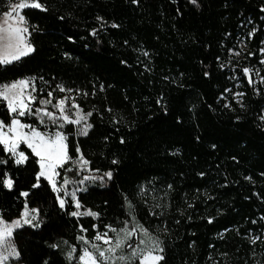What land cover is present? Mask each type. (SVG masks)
Returning a JSON list of instances; mask_svg holds the SVG:
<instances>
[{"label": "trees", "instance_id": "trees-1", "mask_svg": "<svg viewBox=\"0 0 264 264\" xmlns=\"http://www.w3.org/2000/svg\"><path fill=\"white\" fill-rule=\"evenodd\" d=\"M39 2L46 10L23 11L36 28L28 35L34 51L0 65V83L36 77L40 95L62 97L57 84L79 92L93 126L69 140V153L75 158L79 145L92 169L113 178L79 196L98 217L78 221L56 206L44 181L32 188L35 158L21 167L8 156L0 177L7 171L14 184L0 185V215L18 217L27 203L41 222L15 235L19 264H70L61 246L74 244L79 226L90 237L92 225L122 227L130 212L160 241L159 264H264V70L256 88L240 65L235 70L240 107L228 94L234 71L227 65L240 39L248 49L242 67L259 64L264 0H198L199 8L188 0Z\"/></svg>", "mask_w": 264, "mask_h": 264}, {"label": "snow or ice", "instance_id": "snow-or-ice-1", "mask_svg": "<svg viewBox=\"0 0 264 264\" xmlns=\"http://www.w3.org/2000/svg\"><path fill=\"white\" fill-rule=\"evenodd\" d=\"M130 2L137 4L138 0H130ZM188 3L199 8L198 0H188ZM7 7L9 10L3 13V24H0V65L12 64L34 51V47L27 36L30 35V27H32V30H36V28L28 24L23 10L26 8L46 10L39 0H19V2L9 3ZM261 11H264V8H261ZM97 20H102V18L97 17ZM112 27L116 28L118 25L113 23ZM91 34L96 35V30L93 29ZM71 39L72 37L69 36V40ZM232 51V49H229L230 53ZM261 52L264 53V49H261ZM143 55L148 56L149 53L145 51ZM249 55H252V53H249ZM124 62L121 61V63ZM261 63H264V60ZM241 71L245 77H248L251 84L250 69L244 67ZM205 75L207 76L208 73L206 72ZM35 79L36 77H24L0 83V103L6 107L7 116L11 118L10 120H0V146L3 147L6 154L5 159H0V164L7 165L9 162L8 156L16 165L24 164L29 157L19 148L21 144L26 146L31 150V154L36 157L35 163L38 165V171L33 169L35 179L32 182V188L38 189L42 187V180L47 181L52 193L56 194L55 198L59 207L64 209L66 204L64 197L69 195L66 186L70 183L75 182L84 185L86 181H102L105 177L111 180L113 176L111 171L104 172L103 176L84 175L83 173L88 171L90 162L84 158L80 146L76 145L75 158L69 153L68 133L64 130L65 126H78V135L87 136L88 130L93 126L89 123V117L93 113L83 111L81 106L72 98L54 96L53 91H48L46 97L40 95V90L33 83ZM40 79H43V77H40ZM56 88L61 93L72 91L60 84H57ZM237 95H243V93H237ZM70 99L72 102L69 105ZM36 103L39 106H35ZM49 106L51 110H49ZM225 107H228V105H225ZM26 116H34L38 121V125L23 122L21 118ZM261 119H264V116ZM121 143H124L123 139H121ZM118 163V160H112V164ZM58 170H63L64 178L62 182L57 180L61 176V171ZM95 171L98 172L99 169ZM69 174L82 177V179L73 181ZM13 184V178L10 177L7 171H4L2 177H0V185L5 189L13 190ZM62 189H64L63 196L60 195ZM80 190L77 189L76 191ZM20 195L27 197L29 192L21 191ZM71 199L77 211L69 213L70 215L97 217L98 214L91 210L79 211L82 206L77 200L75 191L71 193ZM129 207L131 206L129 205ZM25 209H28L27 203ZM30 213L26 210L21 213L20 219L11 222L0 218V264H12L14 260L19 261L20 253L12 237L14 230L21 227V220L25 224L39 227V223L36 222L38 209L31 208ZM129 215L131 219L125 220L121 228L105 225L104 227L108 231L97 232L91 241L79 237L87 246L80 250L79 264H116L117 261L121 264H128L130 260H138V264H159V261L163 259V256L160 255L163 252L160 241L158 238H154L147 228L136 221L134 214L130 212ZM92 227L95 229L96 225H92ZM81 231L86 232L88 229L81 226ZM109 232L114 235L110 236ZM134 237L135 240H133ZM93 241H100L101 243L97 244ZM129 241L133 242L129 243ZM49 246L56 249L59 244L52 243ZM125 249H127V252ZM72 251H75V249ZM69 257H71V252ZM45 264H47V261H45Z\"/></svg>", "mask_w": 264, "mask_h": 264}, {"label": "rangeland", "instance_id": "rangeland-1", "mask_svg": "<svg viewBox=\"0 0 264 264\" xmlns=\"http://www.w3.org/2000/svg\"><path fill=\"white\" fill-rule=\"evenodd\" d=\"M11 2H19V0H11L7 3V5L4 7V8H0V24H3V20H4V16H3V13L5 11H8V4L11 3ZM25 10V9H24ZM23 10V11H24ZM28 38V36H27ZM264 49V45H263V48ZM233 50V49H232ZM247 45H246V42L244 41V39H240L238 40L237 42V46H236V49H234L231 53L228 52L229 54V58H228V61H227V65L228 66H232L233 67V71H234V77H233V81H234V90L230 91L228 94L230 96V98H232V100L234 101V103L237 105V106H240L242 104V95H237V93H243L241 92V89L243 87L242 85V82H241V77H244L247 81V83L252 87V88H256L257 86H261L262 83H263V79H262V71L264 70V63H261L262 60H264V53L260 52V55H261V59L259 61V64L256 65V66H250L248 67L250 69V77H251V80H252V83L250 84L249 83V79L248 77H245L243 72L241 71V77L239 75L236 74L235 70L239 67V65L241 66V70H242V65L240 64V59H242L246 54H247ZM261 51V50H260ZM238 53V55H237ZM31 54V53H30ZM29 54V55H30ZM26 57V56H25ZM21 58H24V57H21ZM18 61V60H17ZM16 62V61H14ZM72 91L71 92H65L63 93V96L62 97H69V98H72L75 100L76 103H78L80 106H81V102L79 101L80 100V95H79V92L71 89ZM34 95H36L34 93ZM47 96V95H46ZM45 96V97H46ZM83 97V96H82ZM72 102V100L70 99L69 100V105L70 103ZM227 105L229 103V100L226 101ZM35 106H39L38 103H36ZM241 107V106H240ZM82 110L87 112L82 106H81ZM49 110H51L50 106H49ZM74 111V110H73ZM263 116H264V112H263ZM27 118L29 119H35L36 118L34 116L32 117H29V116H26ZM90 118L89 117V123H90ZM264 120V119H262ZM37 121V120H36ZM38 123V121H37ZM91 129V128H90ZM90 129L88 130V133L90 131ZM67 133H68V147H69V140L71 138H81V137H85L84 135H78V126H75V125H66L65 126V129H64ZM19 150L21 151H24L25 154L29 157V159H31L30 155L35 158V161H36V157H34L32 154H31V150L28 149L26 146H24L23 144H21ZM75 152H76V149H75ZM85 158V157H84ZM28 159V160H29ZM87 159V158H85ZM28 160L24 163V164H21L19 166L23 167L26 165V163L28 162ZM88 160V159H87ZM36 164V163H35ZM70 166V165H69ZM36 168L38 169V165L36 164ZM58 171H61V176L57 178L58 182H62L63 178H64V173H63V170H58ZM84 175H93V176H103L104 172H101V171H95V169H92L91 168V164L89 163L88 165V171H85L83 173ZM70 175V178L75 181V180H79V179H82V177H76L74 176L73 174H69ZM44 181V180H42ZM110 180H108L106 177L102 180V181H86L84 185H81V184H78V183H70L68 186H66V190L67 192L69 193L68 196L64 197L65 200H66V204H65V208L64 209H61L59 207V204L57 203L56 201V194L52 193L51 191V187L47 184V181H44L46 183V185L48 186L50 192L52 193L53 197H54V201L56 203V206L62 210V211H65L66 209H69V213L71 212H74V211H77V209L74 207V203L71 199V193L72 192H76V197H77V200L80 202L79 200V196L80 195H85L87 194L89 191H91V189H101V188H104V186L107 184V182H109ZM77 189H81L80 191H76ZM64 194V189L61 190V193L60 195L63 196ZM81 204V203H80ZM82 206V205H81ZM31 208H36V207H29L28 206V209H25V205H24V209L21 211L24 212V211H29L30 213V209ZM37 209V208H36ZM88 210H91L89 208H85V207H81V209L79 210L80 212H86ZM92 211V210H91ZM94 212V211H93ZM21 213L19 214L18 217H15L11 220H4L7 221V222H11L12 220H16V219H20L21 217ZM31 214V213H30ZM71 217L77 219L78 221L79 220H82V219H85V218H92L94 221L97 220V217L93 218L91 216H88V215H80V216H72ZM0 218H2V216L0 215ZM39 223V227H33L29 224H25L23 223V220H21V227L19 228H16L14 230V234H13V237L12 239L14 240V243L16 244V241H15V235L17 233H19L20 231H23L25 229H31V230H38L40 228V225H41V222H40V219H39V213L37 214V221ZM35 223V222H34ZM113 228H121V227H114L112 226ZM123 227V226H122ZM105 231H108V229L104 228L103 230H99V227L96 225V228L95 229H91V236H87V231L84 232V231H81V226L78 227V233L76 234L75 236V239H74V244H67V243H63L62 246H61V249H62V252H63V256L64 258L70 263V264H79V254H80V250L87 247L82 240L79 239V237H84L88 240H92V238L96 235L97 232H100V233H103ZM109 235L112 236L114 235L113 233L109 232ZM152 236L154 238H157L155 235L152 234ZM136 238L134 237L133 240H135ZM133 241H129V243H132ZM93 243H101L100 241H93ZM17 246V245H16ZM73 249H75V251H72ZM89 250H92V249H89ZM125 251L127 252V249H125ZM71 252V257H69V253ZM161 255V253H160ZM160 263V261H159ZM12 264H19L18 261H12ZM116 264H121V262L117 261ZM128 264H138V260L136 261H129Z\"/></svg>", "mask_w": 264, "mask_h": 264}]
</instances>
